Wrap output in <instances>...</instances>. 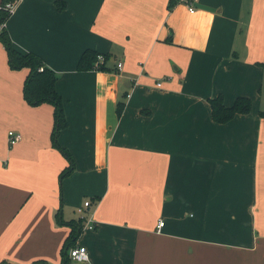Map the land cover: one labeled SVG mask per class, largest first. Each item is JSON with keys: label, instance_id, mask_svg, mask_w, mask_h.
I'll return each mask as SVG.
<instances>
[{"label": "crops", "instance_id": "1", "mask_svg": "<svg viewBox=\"0 0 264 264\" xmlns=\"http://www.w3.org/2000/svg\"><path fill=\"white\" fill-rule=\"evenodd\" d=\"M10 1L13 47L56 76L72 169L0 40V261L61 264L84 216L69 264H264V0ZM86 49L109 68H78ZM218 95L249 112L215 121Z\"/></svg>", "mask_w": 264, "mask_h": 264}, {"label": "trees", "instance_id": "2", "mask_svg": "<svg viewBox=\"0 0 264 264\" xmlns=\"http://www.w3.org/2000/svg\"><path fill=\"white\" fill-rule=\"evenodd\" d=\"M10 0H2L0 3V23L6 21L9 12L2 6ZM171 0L169 6L173 5ZM0 40L3 43L8 57V64L11 68L18 69L21 67H28L29 72L23 83V96L30 105H38L43 102H48L53 105V129L51 132L52 144L62 150L68 157L69 165L60 172V177L69 173L72 169V159L66 149L61 147L56 136L58 131L64 127L65 118L63 114L62 101L60 95L55 89L56 76L54 72L44 65L41 57L33 52L22 53L16 50L9 38L6 28L3 26L0 29ZM98 55L102 56L101 61L98 60ZM109 55L94 52L91 49H86L80 56L77 67L80 69L97 68L108 69L106 62H109ZM98 61V62H97ZM97 65L95 66V63ZM264 66V63H260ZM41 67V69H39ZM114 68V67H113ZM112 69V68H111ZM211 116L217 122H225L232 118L236 113L249 112L251 107V100L247 96H238L231 105H225L221 95L210 98ZM121 106H118L117 111L120 112ZM261 116H264V111H260ZM70 225V230L66 240L61 248L62 263L69 264L68 250L74 246L73 242L83 228L84 218L78 217L67 222ZM0 264H13L7 261H0ZM28 264H49L45 260L39 259Z\"/></svg>", "mask_w": 264, "mask_h": 264}, {"label": "built area", "instance_id": "3", "mask_svg": "<svg viewBox=\"0 0 264 264\" xmlns=\"http://www.w3.org/2000/svg\"><path fill=\"white\" fill-rule=\"evenodd\" d=\"M180 1L186 4V6L190 12L194 11L195 8H194L193 0H180ZM14 6H15L14 2L8 1L2 7L5 10H7L10 14V12L14 9ZM3 26H4V22L0 23V29ZM98 59H99V61L103 60L101 55H98ZM117 67H121V62L117 63ZM40 69H41V67H40ZM7 136H8V143L9 144H13L20 139V133L14 131V130H8ZM89 204H90L89 200H85L83 207L88 206ZM81 210H83V208L79 207L78 211H81ZM81 217L84 218L83 227H86V226L91 227V225L87 224L88 221L86 220V218L84 216H81ZM162 225H163V220L159 219L156 229L159 230V228ZM68 256L70 259L76 260V261H87L88 260V253H87L86 247L83 245H74V246L70 247L68 250Z\"/></svg>", "mask_w": 264, "mask_h": 264}, {"label": "rangeland", "instance_id": "4", "mask_svg": "<svg viewBox=\"0 0 264 264\" xmlns=\"http://www.w3.org/2000/svg\"><path fill=\"white\" fill-rule=\"evenodd\" d=\"M82 212H85V211H82Z\"/></svg>", "mask_w": 264, "mask_h": 264}]
</instances>
